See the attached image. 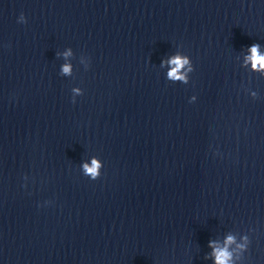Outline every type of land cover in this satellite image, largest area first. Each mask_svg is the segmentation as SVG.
<instances>
[{
	"label": "clouds",
	"instance_id": "clouds-1",
	"mask_svg": "<svg viewBox=\"0 0 264 264\" xmlns=\"http://www.w3.org/2000/svg\"><path fill=\"white\" fill-rule=\"evenodd\" d=\"M21 19H23V16H21ZM249 51L250 55L246 57V62H251L254 69L264 66V54L260 53L259 45L253 44L250 47ZM69 54L70 53H65V55ZM167 63L171 66L170 71L167 74L168 78L172 79L173 81L179 80L186 83L187 76L185 72H182V69H185V67L188 66L187 71H192L189 58L177 54L170 57ZM62 71L64 74H70L71 66L68 64L63 65ZM100 167L101 164L95 158H93L91 166H89L88 164L83 165L85 174L89 175L92 179H96L99 176L98 170ZM234 242L235 238L229 235L225 240V246L223 248H214L213 255L215 257V264H231L232 253L228 250V246ZM238 247L243 248L244 245H238Z\"/></svg>",
	"mask_w": 264,
	"mask_h": 264
}]
</instances>
